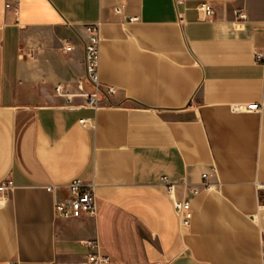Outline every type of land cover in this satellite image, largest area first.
I'll return each mask as SVG.
<instances>
[{"label":"crops","instance_id":"0c3cea01","mask_svg":"<svg viewBox=\"0 0 264 264\" xmlns=\"http://www.w3.org/2000/svg\"><path fill=\"white\" fill-rule=\"evenodd\" d=\"M88 25L116 90L97 108L80 96ZM74 179L95 216H55ZM1 182L0 264H85L94 241L115 264H262L264 0H0Z\"/></svg>","mask_w":264,"mask_h":264},{"label":"built area","instance_id":"2783aa9c","mask_svg":"<svg viewBox=\"0 0 264 264\" xmlns=\"http://www.w3.org/2000/svg\"><path fill=\"white\" fill-rule=\"evenodd\" d=\"M176 6L181 4L183 0H174ZM198 10H200L205 18L213 14L211 6L204 2L199 4ZM116 13L119 10L116 9ZM239 19H244L245 16L242 13L238 14ZM134 18H130V21ZM87 38L84 42V73L87 82L92 86L93 90L89 94H80V96L87 99L89 106L94 108L99 107L101 96H113L116 93L114 87L107 86L102 87L98 80V61H99V31L97 25H88L85 27ZM72 47L68 43L66 44L65 51H71ZM257 60H262L261 54L256 55ZM62 90L61 86L55 88L56 93ZM261 109L258 104L241 105L236 104L232 106L233 111L239 112H257ZM202 183L200 187L187 188L188 195L190 197L196 196L201 190H210L211 183L208 181V175L203 173ZM161 184L166 192L172 196L174 194L176 185L169 182L166 177L161 178ZM46 190L56 194L60 187L56 185H47ZM11 189V185L7 182L0 183V202L7 199L8 192ZM67 196L58 197L54 202V214L57 217L70 218L79 214H85L88 216H95L97 212L96 198L92 185L84 184L80 179H74L66 186ZM173 211L176 217L179 219L183 227H188L192 219V211L190 206V200H173ZM264 207V205H263ZM90 253L87 255L85 264H115L110 257L102 255L98 250V243L96 241L89 242ZM261 260L264 264V241L262 242ZM17 264V263H13Z\"/></svg>","mask_w":264,"mask_h":264}]
</instances>
